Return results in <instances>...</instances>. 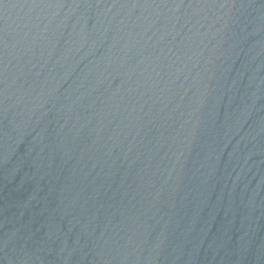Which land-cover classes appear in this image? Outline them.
Segmentation results:
<instances>
[{
  "label": "water",
  "instance_id": "95a60500",
  "mask_svg": "<svg viewBox=\"0 0 264 264\" xmlns=\"http://www.w3.org/2000/svg\"><path fill=\"white\" fill-rule=\"evenodd\" d=\"M0 264H264V0H0Z\"/></svg>",
  "mask_w": 264,
  "mask_h": 264
}]
</instances>
